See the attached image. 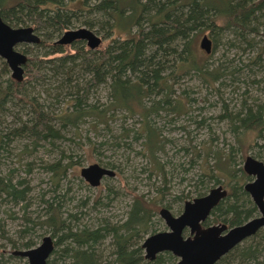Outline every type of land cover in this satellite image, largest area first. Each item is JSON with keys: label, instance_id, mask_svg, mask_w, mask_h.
<instances>
[{"label": "trees", "instance_id": "obj_1", "mask_svg": "<svg viewBox=\"0 0 264 264\" xmlns=\"http://www.w3.org/2000/svg\"><path fill=\"white\" fill-rule=\"evenodd\" d=\"M0 15L13 27H34L42 36L36 45L49 47L44 54L28 59L23 81L18 82L11 75L4 79L5 73H9L7 63L0 72V204L24 202L21 233L32 235L36 227L51 233L55 249L47 264H177L178 258L171 252L147 259L142 246L147 235L159 230L155 217L162 200L158 197L149 201L144 194L134 193L124 219L114 222L103 215L92 225L86 223L83 218L90 210L109 206L118 192L108 187L107 194L96 198L91 209H84L87 200L78 202V212L67 209L65 206L75 196L69 190H60L59 181L75 164L63 163L66 156L61 151L60 158L45 166L52 173V196L41 199L44 206L32 217L28 215L29 186L25 179L12 178L10 173L15 169L8 175L2 174V157L15 138L30 139L33 147L26 145L24 150L33 153L42 143L55 147L58 140L67 138V133L78 136L83 129L96 133L102 129L111 134V144L116 147L132 148L130 142H140L141 154L153 163L150 179L155 174L160 176L161 183H154V189L162 198L169 195V173L161 156L173 140L165 135L166 128L172 126L175 130V124L184 115L188 116L187 125L179 128L188 136L194 132L191 125L195 129L205 127L214 135L209 122L213 116L197 119L202 112L190 115L191 105L185 108V104L193 103L194 98L184 103L186 91L177 93L178 86L185 77L193 76L220 93L226 79L230 84L242 83L245 78L240 74L245 72L254 75L252 83L264 82V78H256L259 71L264 73V0H0ZM77 26L90 28L110 42L103 48L91 49L85 41L77 40L69 44L73 52H66L67 45L56 43L59 38L55 39ZM203 33L212 41L209 53L228 44L247 57L214 64L198 49ZM25 53H30V49H25ZM76 71L86 78H76ZM48 75L54 79L50 89L60 86L63 90L55 94V102L68 98L67 108L60 113L49 111L39 94L32 95L29 90L30 83L47 80ZM60 76L64 77L61 85L55 83ZM102 85L108 91L107 102L91 98ZM251 100L242 99L232 109L224 102L219 116L227 120L239 146L228 144L226 148L230 149L225 153L224 148L213 144L216 138L209 145L189 139V145L179 149L190 156L185 170L197 165L201 169L192 177L198 186L196 197L205 195L213 183L222 184L218 169L227 181L222 185L227 187L228 195L212 210L205 226L225 223L232 227L258 215L244 188L252 177L235 165L237 153L244 146L264 161V101L253 97ZM20 102L24 103L27 118L19 117L17 126L3 129L6 119L2 116L10 105ZM118 114L122 123L118 135H112L114 128L110 123L119 120ZM130 120L132 123L127 124ZM160 120H164V125ZM32 165V161L27 163V172ZM187 197L190 196H176L175 200L184 202ZM13 215L9 216L14 218ZM3 236L13 249H30L35 245L33 239L18 243L5 230ZM0 264L8 262L1 260ZM216 264H264V228Z\"/></svg>", "mask_w": 264, "mask_h": 264}, {"label": "rangeland", "instance_id": "obj_2", "mask_svg": "<svg viewBox=\"0 0 264 264\" xmlns=\"http://www.w3.org/2000/svg\"><path fill=\"white\" fill-rule=\"evenodd\" d=\"M79 27L83 26H77L76 28ZM97 34L103 39L100 47H105L110 42L109 39H105L99 33ZM204 34L206 33L201 34L198 39V49L201 51L202 55L209 56L210 61L214 64H220L222 61L224 64H227L232 59L239 60L240 57H243L245 60L247 57V55L241 54V50L232 48L228 44H221L213 53L205 51L200 46ZM40 37L42 36L40 35ZM58 38H60V36L55 40ZM223 41L226 40L223 39ZM48 48L49 47L44 46L40 47L36 44H22L18 46V49L22 52H25V49H30V53H27L29 58L38 54H44ZM64 49L66 52H73L72 45L64 46ZM4 63H6L5 59L0 56V72L3 70ZM234 65L237 64L234 63ZM8 71L9 73H5L3 76L4 79L8 78L12 73L9 66ZM240 75L245 78L242 83L236 82L230 84V82H228L229 80L226 79V85H223V88L220 89V93L212 88H208L203 82L196 77L193 78V76L185 77L180 83V86H178L177 93L186 91L183 99L187 100H184V103L189 99L194 98L193 103L185 104V108H188V105H191L189 109L190 115L196 116L202 112L197 119H200L203 116H213L209 122L213 128L214 135L205 127L195 129V125H191L190 128L193 129L194 132L191 137L188 136L184 130L179 128L181 125H187L188 116L184 115L178 119L175 124V130H172V126H169L170 129L166 128L165 135L172 139L173 143L166 146V154H162L163 156H161V160L166 162L167 172L169 173L168 180L170 181V183H168L170 194L163 198L158 196L156 189L153 187L154 183L157 185L161 183L160 176L155 174L153 178L150 179L149 168L152 167L153 163L151 164L149 158H146L141 154L142 146L140 142H130L132 143V148H127L124 145L116 147L111 144L114 141L113 138L110 137L111 134L102 129L97 133L95 130L86 132L83 129V133L78 136L74 133H67V138L56 142L55 145L57 147L42 143L41 147L33 151V153L24 150L26 145H28L29 149L33 147L30 139L15 138L9 143L7 150L4 152L1 172L3 175H8L13 169H15L14 172L10 173L12 178L16 181L25 179L29 186L28 215L35 217L44 206L41 199H49L50 196H52L51 191L55 188L51 180L52 173L45 168V166L60 158V152L64 151L66 157L64 158L63 163L72 161L73 164H75L68 169L67 175L59 181L61 184L60 190H69V194L75 196V200L67 203L65 206L67 209L72 208L73 211L78 212L80 211V208H77L78 202H80V200H87L89 203L84 209L89 210L93 206V201L98 197H104L108 192V187H112L118 192V195L110 205L103 207L98 206L96 209L92 211L90 210V214L86 216L84 215L85 217L83 220L85 219L84 222L92 225L94 222H97L98 217L104 215L116 222L126 217L134 193L144 194L149 201L154 200V197H158V199L162 201L159 202L156 207L157 216L155 217V224L159 229L158 232L167 231L168 227L159 214L160 209L162 207H167L174 215L178 216L183 211L185 202L196 198L195 190L198 186H195L192 177L201 170L198 168L199 165L189 168L190 170H185L184 168L188 167L190 156H187L179 149L183 146L187 147L189 145V139H195L197 143H201L202 141L207 142V145H209L212 138H216L212 141L213 144L224 148V152L228 153L230 149L226 148L229 147L228 144L237 147L240 143L237 142L236 135L230 131L227 120L219 117L223 113L224 102L229 105L230 109H232L234 105L245 98L249 101H252V97L264 101V82L252 83L251 79H254V75L247 74V72ZM48 76L49 78L47 80L42 79L39 82L30 83L29 90L32 95L39 94L40 101L45 102L49 111L52 113H60L64 108H67L66 103L68 98L66 97L63 99L61 103L55 102V94L59 92L62 93L63 90L60 86L57 88L52 87V89H50L51 85H54V79L50 75ZM75 77L80 80H83L82 77L86 78L85 75L78 71L75 72ZM256 78H264V73L259 71ZM63 80L64 77L60 76L58 81L55 80V83H60L61 85ZM245 90L246 92H244ZM91 96L94 100L99 99L101 102H107L108 91L106 86L102 85L99 89L94 91ZM23 107L24 103L21 102L17 106L10 105L9 110L2 116L6 119V122L2 126L3 129H5L6 126H9L10 128L17 126L19 124L17 118L19 117H23L24 119L27 118L26 110L23 109ZM120 114H118L120 116L118 121H112L110 123L111 128H114L112 135H118L119 133L118 128L122 123ZM131 123L132 120L127 122V124ZM164 123V120H160L161 125H164ZM85 127H88L87 124ZM87 137H89V140ZM225 144H227V146ZM242 152L244 155L243 158L241 157ZM249 155L257 158L252 150L244 146L243 151L237 153L235 165H238L237 167H243L246 157ZM31 161L33 162L32 168L30 172H27V163ZM93 163H99L103 166L114 169L116 175L114 177H105L101 185L98 187L91 186L81 176V169ZM181 163L183 165L182 167ZM217 173L220 178V183H226L227 181L221 175L222 172L220 169L217 170ZM156 176L158 178H156ZM252 180L253 177L249 181ZM212 185L214 187L216 186V183H213ZM176 196L190 197H187L184 202H180L175 200ZM103 200L105 201V199ZM23 203L24 202L18 204L4 202L0 204V263L1 260H5L8 264H29L26 257L15 254L16 250L24 249H13L9 244L8 239L3 236V230L8 233L10 238L16 240L18 243H21L23 240L33 239L35 242L34 247H37L42 242L45 235H51L47 230H40L38 227L34 228V231H37L32 235L20 232L23 228ZM10 214H14V218L10 217ZM186 235H189V233H186ZM105 243V245L108 246L109 240Z\"/></svg>", "mask_w": 264, "mask_h": 264}, {"label": "water", "instance_id": "obj_3", "mask_svg": "<svg viewBox=\"0 0 264 264\" xmlns=\"http://www.w3.org/2000/svg\"><path fill=\"white\" fill-rule=\"evenodd\" d=\"M83 40L88 47L101 46L103 39L95 31L85 26L68 29L56 43L69 45ZM41 37L32 26L13 27L0 15V56L11 69V76L23 81L28 55L18 49L22 44H38ZM200 46L207 52L212 50V41L204 35ZM245 172L253 177L244 188L258 208L259 214L233 227L225 223L204 227L203 222L212 210L223 200L228 190L217 185L204 196L186 201L183 211L175 216L167 207L160 209L168 230L146 236L142 244L147 259L153 260L163 252H171L178 258L177 264H216L224 255L264 228V161L247 156L243 164ZM116 172L99 163L81 169V176L93 187L101 185L105 177H114ZM189 231V235L185 232ZM55 249V239L45 235L42 242L30 249L16 250L15 254L28 259L29 264H47Z\"/></svg>", "mask_w": 264, "mask_h": 264}, {"label": "flooded vegetation", "instance_id": "obj_4", "mask_svg": "<svg viewBox=\"0 0 264 264\" xmlns=\"http://www.w3.org/2000/svg\"><path fill=\"white\" fill-rule=\"evenodd\" d=\"M105 167H107V166H105ZM113 170H114V169H113ZM114 171H115V170H114ZM102 181H103V180H102ZM246 183H247V182H246ZM219 185H222V184H219ZM216 186H217V185H216ZM222 186H223V185H222ZM214 187H215V186H214ZM223 187H224V186H223ZM212 188H213V187H212ZM224 188H226V187H224ZM226 189H227V188H226ZM210 190H211V189H210ZM210 190H209V191H210ZM227 190H228V189H227ZM209 191H208V192H209ZM208 192H207V193H208ZM207 193H206V194H207ZM227 195H228V194H227ZM203 196H204V195H203ZM200 197H201V196H200ZM250 197H251V196H250ZM196 198H197V197H196ZM251 199H252V198H251ZM189 201H190V200H189ZM221 201H222V200H221ZM252 201H253V200H252ZM253 203H254V202H253ZM255 206H256V205H255ZM162 208H163V207H162ZM257 209H258V208H257ZM171 212H172V211H171ZM181 213H182V212H181ZM181 213H180V214H181ZM180 214H179V215H180ZM258 214H259V211H258ZM210 215H211V214H210ZM175 216H176V215H175ZM256 216H257V215H256ZM209 217H210V216H209ZM209 217H208V218H209ZM208 218H207V219H208ZM207 219H206V220H207ZM206 220H205V221H206ZM205 221H204L202 224H203L204 227H207V226L204 225ZM218 224H220V223H218ZM211 225H215V224H211ZM211 225H208V226H211ZM235 226H237V225H235ZM229 227H230V226H229ZM232 227H233V226H232ZM186 233H189V231H186V232H185V235H186ZM187 236H188V235H187Z\"/></svg>", "mask_w": 264, "mask_h": 264}]
</instances>
